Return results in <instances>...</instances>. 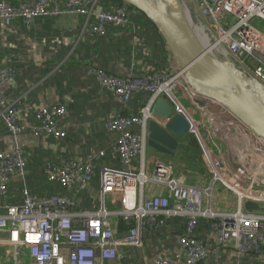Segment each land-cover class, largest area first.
<instances>
[{
	"label": "built area",
	"instance_id": "obj_1",
	"mask_svg": "<svg viewBox=\"0 0 264 264\" xmlns=\"http://www.w3.org/2000/svg\"><path fill=\"white\" fill-rule=\"evenodd\" d=\"M182 2L190 13H196L197 21H191L196 27L201 26L199 36L208 38V50L219 57H229L250 77L264 84V0ZM98 3L96 0H0V23L6 28L20 19L27 27L37 17L77 14L85 16L84 29L92 36L106 34L107 25L135 28L127 4L99 11L96 8L92 12V5ZM91 72L102 88L122 104L121 109L114 110L105 120L106 129L114 134L111 150L121 166L99 164L107 156V149L92 150L83 158L48 162L44 167L48 180L58 182L75 195L38 196L27 184L28 156L23 138L63 141L69 128L65 119L71 113L70 106L64 101L39 107L30 101L9 100L7 88L16 82L17 69L7 64L0 68V127L9 136L6 147H0V234L3 235L0 246H7L10 263L124 264V260L133 258L130 248L142 250L145 236L155 228L164 227L173 217L187 219L185 231L173 237L179 247L172 255L156 257L152 264H220L230 247L234 250L231 264H242L244 258L264 262V211L249 212L245 208L247 201L264 207V181L246 177L241 168L232 164L220 129L227 123H235L263 153L264 138L252 130V134L249 129L244 130V124L232 114L225 117L210 113L206 117L192 107L190 103L197 105L193 101L197 94L176 66L143 74L131 70L121 76L95 68ZM142 91L150 94L146 104L137 113L129 112L131 99ZM159 97L165 98L173 112L189 121L188 135L195 138L211 171L207 186L190 183L186 175L177 173L172 163L160 158L153 159V166L148 167V123L154 118L161 120L155 115ZM136 160L140 164L138 169L134 168ZM96 174L97 189L92 186ZM15 179L22 184L17 201L10 192ZM150 183L164 186L168 192L147 196ZM217 184L229 190L235 208L225 211L214 208L213 191ZM85 189L93 193L96 207L78 208L75 196ZM200 218L215 219L212 232L216 237L212 242L196 234ZM121 222L127 227L120 229ZM4 262L0 257V263Z\"/></svg>",
	"mask_w": 264,
	"mask_h": 264
},
{
	"label": "crops",
	"instance_id": "obj_2",
	"mask_svg": "<svg viewBox=\"0 0 264 264\" xmlns=\"http://www.w3.org/2000/svg\"><path fill=\"white\" fill-rule=\"evenodd\" d=\"M10 1L22 2L26 0ZM85 23V16L77 14L37 17L27 27L23 25L20 19L13 26L5 29L0 23V68L9 63L10 60H16L22 68L19 78L7 88L8 99L11 101H33L39 106H51L64 101L69 106H73L71 109L72 116L69 115L65 119V122L69 126L71 125L70 140L58 142L54 139L37 141L29 136L23 138L27 150H34L40 145L44 148L51 146L56 162L61 158L76 156L83 158L84 154L99 149H107L109 154H113L111 147L114 134L106 129L103 118L110 110L119 108L113 105L111 95L103 90L97 79L87 74L88 67L86 64L91 61V54L86 49H81L80 46L85 40H88L89 43L92 41L89 39L88 30L84 29ZM123 39L126 38L113 37L111 40L120 43ZM133 41L135 42L134 39ZM133 41L131 40L130 44H133ZM6 48L9 51L5 52ZM169 57L171 66L175 68L173 57L171 55ZM107 60L108 65L119 76L125 75L131 70L137 74H143V71H146L143 64L137 61H133L131 66H126L116 58H107ZM95 62L100 63L96 59ZM81 98H85L86 104L89 107L92 106V109L86 108L85 103L80 101ZM78 104L82 105L81 111ZM190 105L202 112V109L197 105L192 103ZM207 106L209 113H220L226 117L223 108L218 104L209 102ZM4 134L0 133V147L7 145V137ZM201 154L195 138L187 135L180 140V145L174 155L159 153L148 148L147 165L151 168L153 166L152 160L160 158L163 162L172 163L177 173L186 175L190 183L205 187L211 182V171ZM119 165L117 157L113 154L111 166L117 167ZM139 166V161L136 160L134 168L138 169ZM216 189V195L220 194V188L216 187ZM225 189L231 196L229 190ZM155 192L167 193L168 189L155 183L148 184L147 196H151ZM232 201L234 202L233 198ZM215 209L222 211L220 206ZM148 234L147 237L150 235ZM0 237L3 235L0 234ZM161 238L162 240L158 241V247L152 254H148L147 251L151 246L148 240L145 241L146 245L142 250L130 248V253L133 256L131 264H152L156 257L172 255L178 249L179 246L168 232ZM7 252L5 250L0 257L6 260L7 264H11V256ZM233 257L234 250L230 247L226 250L222 263L231 264ZM259 262L264 264L262 260ZM259 262L251 258H244L242 261L243 264H258ZM115 264L120 263L115 262Z\"/></svg>",
	"mask_w": 264,
	"mask_h": 264
},
{
	"label": "water",
	"instance_id": "obj_3",
	"mask_svg": "<svg viewBox=\"0 0 264 264\" xmlns=\"http://www.w3.org/2000/svg\"><path fill=\"white\" fill-rule=\"evenodd\" d=\"M143 12L164 39L175 65L192 90L193 101L210 116L207 104L213 101L225 108L239 122L264 138V84L250 77L229 57L217 56L206 49L194 34L184 14L182 0H122ZM190 19L197 21L195 12ZM154 118L148 123V148L174 155L180 140L188 135L189 121L173 112L163 97L156 101ZM220 132L230 151L232 164L246 177L264 181V153L258 150L235 123H227ZM247 211L263 210L258 203L247 201Z\"/></svg>",
	"mask_w": 264,
	"mask_h": 264
},
{
	"label": "trees",
	"instance_id": "obj_4",
	"mask_svg": "<svg viewBox=\"0 0 264 264\" xmlns=\"http://www.w3.org/2000/svg\"><path fill=\"white\" fill-rule=\"evenodd\" d=\"M5 1H9V0H5ZM124 4L126 3H124L122 0H99L97 11L102 10L103 8L104 9L114 8V7L118 8ZM127 8L131 12L130 14L134 22L135 28H129V27L118 28L117 26L114 25H107L105 32L106 34L104 35L99 34L95 36H92L88 31L90 37L89 39L92 42L89 43L88 40H85L80 46L81 49H86L87 51L90 52L89 54H91V61L88 64H86L88 67L87 70L88 76H94L96 78V76L91 72V69L94 68L102 69L112 75H116L114 69H112V67L108 65L109 63L107 58L110 59L116 58L120 63L122 62L126 66H131L133 61H137L138 63L143 64L144 70H146L143 71V73L154 72L158 69H163L170 65L171 62L169 56L170 55L172 56V54L170 53L164 39L162 38L161 34L159 33L154 23L143 12L139 10H137V12L134 11L135 8L133 6L128 5ZM113 37L126 38V39L121 40L120 43H115L111 40L113 39ZM133 39L135 40V42L133 41ZM131 40L133 41V44H130ZM6 51H9V49L6 48L5 52ZM108 56H114V57H108ZM95 59L100 61V63L95 62ZM6 64L12 65L14 68L17 69V79H18L22 71V68L20 67L21 65L17 63L16 60H10L9 63ZM110 97L112 99L113 105L117 106L116 108L121 109L122 104L117 100H115L112 96ZM149 97L150 94L147 91H142L139 94H135L130 101L129 112L132 113L139 112L141 108L146 104ZM80 101L85 103L86 108L88 107V109L90 108L92 109V106L89 107V105L86 104L85 98H81ZM32 103L36 105L33 101ZM44 106H48V105H44ZM78 106L80 107V111H81L82 105L78 104ZM72 107L73 106L70 105V111ZM111 111L112 110H110V112L107 115H105V117L103 118L104 123L106 118L110 116L114 110L112 112ZM129 112L124 111V113L127 114ZM70 116H72V113L70 114ZM30 119L32 120V122H35V119L32 116L30 117ZM70 126L68 125L69 128L67 131V137L63 141L70 140L71 138L69 136ZM0 131H2L0 133L3 134L5 133L4 135L7 137V141H8L9 136L7 130H5V128L3 127H0ZM51 139L52 138H49L48 140ZM26 154L28 156L27 184L33 194L38 196L63 194L70 197H73L75 195L74 191L66 189L58 182L48 180L47 176L44 173V167L46 163L56 162L51 146L44 148L41 147L40 145L34 150L26 149ZM113 154L108 153L105 158L99 161V164L103 165L102 161L109 156L112 157ZM120 166L121 165L117 166L116 168H120ZM21 186L22 184L18 179L13 180V182L10 184L11 195L16 201L19 198L18 191ZM92 186L96 189L99 187V176L97 174L94 176ZM75 199L78 201L79 209H89L97 206L95 203L96 198L94 197L93 193H91L89 190L86 189L81 191L78 195H76ZM231 205H232L231 207L232 209L234 204L231 203ZM214 222L215 219L200 218L196 231L198 237L204 240L213 241V239H215L216 237L215 234L212 232V224ZM186 223H187V219L184 217L169 218L164 227L155 228L153 232L149 233L150 235L148 234L149 235L148 237L145 236V241L148 240L151 244L158 243V241L162 240L161 237L164 236L165 233L167 232L171 234L172 237H175L176 235L181 234L185 231ZM125 227H127V225L121 222L120 229H124ZM5 250L0 248V251H5ZM253 260L258 261L257 258ZM123 262L124 264H131L132 260L126 259ZM258 264H262V262H259Z\"/></svg>",
	"mask_w": 264,
	"mask_h": 264
},
{
	"label": "rangeland",
	"instance_id": "obj_5",
	"mask_svg": "<svg viewBox=\"0 0 264 264\" xmlns=\"http://www.w3.org/2000/svg\"><path fill=\"white\" fill-rule=\"evenodd\" d=\"M98 1L99 0H96V4L98 3ZM96 4H94V5H92V7H91V10H92V12L97 8V6H95ZM185 8V7H184ZM104 9V8H103ZM105 9H108V8H105ZM185 10H186V8H185ZM187 12V11H186ZM93 19V17H91L90 18V20H92ZM188 21H190V24H191V26H192V29L194 30V32L196 33V34H200V32L198 31L199 30V28H198V26L196 27V25L194 24V22L193 21H191V19H190V17H188ZM198 34V35H199ZM172 64H170L169 66H171ZM223 108V107H222ZM225 112V114H226V117L227 116H231V114L225 109V108H223V113ZM216 114V113H215ZM224 120H225V118H223ZM243 129L244 130H248L249 128H246L244 125H243ZM250 130V129H249ZM250 133L252 134V132H251V130H250ZM202 155V154H201ZM102 164L103 165H110L111 166V156H109V157H107L106 159H104L103 161H102ZM216 187H219L220 189V194H217L216 195V193H217V189H216ZM216 187L214 188V199H213V206H214V208H216V207H218V206H220V208H221V210L222 211H225V210H227V209H231V207H232V205H231V203H233V201H232V197L225 191L226 189L224 188V186H222V185H220V184H217L216 185ZM233 208H235V203H234V205H233ZM146 245V244H145ZM6 245H4V244H2L1 246H0V248H2L3 250H5L6 249ZM148 247V246H147ZM156 247H158V244L156 243V244H151V246H150V248H148L147 249V251H148V254H152V252L155 250V248ZM4 253V251H0V255L2 256V254ZM133 257V256H132ZM134 258H136V257H134ZM3 264H7V261L6 262H4Z\"/></svg>",
	"mask_w": 264,
	"mask_h": 264
},
{
	"label": "bare ground",
	"instance_id": "obj_6",
	"mask_svg": "<svg viewBox=\"0 0 264 264\" xmlns=\"http://www.w3.org/2000/svg\"><path fill=\"white\" fill-rule=\"evenodd\" d=\"M186 8V10H185ZM183 7V10H184V14L186 15V17H190V10H188L187 7ZM187 11V12H186ZM195 23V22H194ZM199 29H201V26L200 25H197ZM194 31V30H193ZM194 34L196 35V37H198L199 41L201 42V44L206 48V49H209V42H208V38L205 36V38H202L200 37L199 35H201V33L198 35L194 32ZM214 45H210V48H213ZM211 102V101H209Z\"/></svg>",
	"mask_w": 264,
	"mask_h": 264
}]
</instances>
